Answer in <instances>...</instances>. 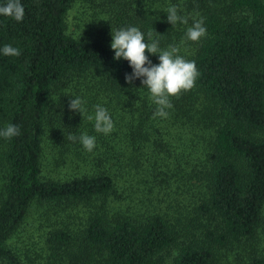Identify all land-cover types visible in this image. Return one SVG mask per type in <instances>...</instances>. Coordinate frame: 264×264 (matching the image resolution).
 Returning a JSON list of instances; mask_svg holds the SVG:
<instances>
[{"label":"trees","instance_id":"trees-1","mask_svg":"<svg viewBox=\"0 0 264 264\" xmlns=\"http://www.w3.org/2000/svg\"><path fill=\"white\" fill-rule=\"evenodd\" d=\"M76 1L21 0L22 22L0 15V49L20 50L0 53V129H20L0 138V264H264V0H79L92 15L74 37ZM169 5L188 23L172 26ZM199 19L197 43L186 31ZM126 26L146 41L154 29L197 66L167 118L113 59L107 34ZM97 104L108 135L87 119ZM82 133L92 152L68 139ZM34 207L35 244L20 251L11 240Z\"/></svg>","mask_w":264,"mask_h":264},{"label":"clouds","instance_id":"clouds-1","mask_svg":"<svg viewBox=\"0 0 264 264\" xmlns=\"http://www.w3.org/2000/svg\"><path fill=\"white\" fill-rule=\"evenodd\" d=\"M165 12L167 21L175 26L178 22L187 24L188 20L178 14L176 5H169ZM0 15L22 22L25 16V8L21 0H7L6 4L0 6ZM154 29L148 33V40H145L144 33L135 26L121 27L111 31V49L114 51L113 59L119 61L124 59L129 62L132 68L131 74L125 75V82L134 87L136 79L141 80L143 87L150 93V99L157 106L155 117L167 118L168 109L173 107L171 98L179 97L194 89L199 71L194 61H189L178 55L179 49L170 46L169 49H161L159 40L153 39ZM206 28L203 19L195 20L186 31V37L192 42H199L206 36ZM157 33V32H156ZM146 52L159 57V64L153 65ZM4 56L18 57L20 50L11 45H4L0 49ZM84 101L80 97L72 98L69 102L71 112H79L81 117L85 114ZM94 117L89 115L88 120L95 121L94 129L97 133L108 135L114 131V121L108 109L99 104L94 106ZM71 118V117H70ZM20 135L19 126L8 124L0 129V138L10 140ZM68 139L75 142L77 139L83 148L92 152L96 148V137L82 133L78 138L69 135Z\"/></svg>","mask_w":264,"mask_h":264},{"label":"rangeland","instance_id":"rangeland-1","mask_svg":"<svg viewBox=\"0 0 264 264\" xmlns=\"http://www.w3.org/2000/svg\"><path fill=\"white\" fill-rule=\"evenodd\" d=\"M79 0L76 1L74 4V7L70 10L68 14V32L72 34L74 37H77L81 32H84L83 27L85 26L84 18L86 16L92 15V12L88 11L87 15L84 14L83 9L79 8ZM106 41L111 43L112 42V36L110 33L107 34ZM1 186V184H0ZM36 207H34L33 212L30 213V216L26 219L24 225L21 227V229L18 231L16 235L13 236L11 240V244L18 248L20 251H22L23 246L28 245L31 246L35 244V231L39 227V221L36 222V219L38 217L37 211L41 210H35ZM38 220V219H37ZM264 239V234H263ZM231 260V258H230ZM234 259L231 260L232 264H251V261L246 263L248 260L247 258L243 257L242 262H234Z\"/></svg>","mask_w":264,"mask_h":264}]
</instances>
